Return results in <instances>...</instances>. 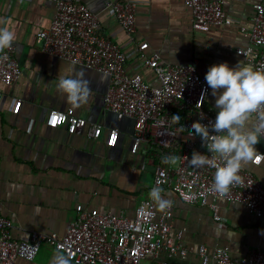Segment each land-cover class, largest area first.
<instances>
[{
	"label": "crops",
	"instance_id": "obj_1",
	"mask_svg": "<svg viewBox=\"0 0 264 264\" xmlns=\"http://www.w3.org/2000/svg\"><path fill=\"white\" fill-rule=\"evenodd\" d=\"M82 1L99 13L103 29L125 49L128 71L141 73L153 84L159 80L138 52L143 41L149 42L148 54L158 52L167 62L196 63L204 76L215 64H251L237 49L248 46L247 29L254 24L255 5L264 3L223 0L234 22L202 31L194 28L193 9L185 0H134L138 3L137 30L131 35L105 9L110 0ZM55 12L50 0H0V18L7 19V26L15 32V55L24 69L13 85L0 80V212L13 221L11 234L16 239H30L34 230L63 237L79 204L134 216L155 180V165L144 147L132 150L135 118L119 117L106 108L109 75L45 50L38 33L52 24ZM80 69L86 71L91 94L86 104L75 108L89 122L103 125L104 132L97 138L88 136L87 127L70 133L65 125L47 124L51 109L73 106L58 91L59 78L74 76ZM215 99L211 90L207 104L217 109ZM113 128L119 136L115 145H109L108 134ZM260 140L256 146L259 152L264 151V138ZM245 167L264 182V160ZM161 194L171 201L173 233L184 229V242L196 249L186 258L162 253L159 259L202 264L197 251L200 244L207 245L211 254L216 246H228L237 257L264 245V217L241 202L218 199L222 216L218 220L209 205L186 202L170 188ZM56 252L44 245L35 258L19 257L15 264H51Z\"/></svg>",
	"mask_w": 264,
	"mask_h": 264
},
{
	"label": "built area",
	"instance_id": "obj_2",
	"mask_svg": "<svg viewBox=\"0 0 264 264\" xmlns=\"http://www.w3.org/2000/svg\"><path fill=\"white\" fill-rule=\"evenodd\" d=\"M50 1L56 6L52 24L38 33L45 50L109 75L110 83L104 97L106 108L119 117L135 118L132 150L144 147L155 165L151 190L154 187L170 188L186 202L209 205L218 220H222L220 198L241 202L250 212L264 217V182L252 171L244 166L240 172L242 182L220 197L212 191L215 168H195L184 158L187 156L190 160L194 151L212 155L203 146L201 137L191 131V126L199 121L211 127L218 112L207 104L211 88L197 64L164 61L158 52L148 54L149 42L143 41L139 43L138 52L144 65L152 68L159 80V84H153L141 73L128 71V55L103 29L99 13L82 0ZM185 2L193 9V26L197 30L208 31L214 25L234 22L223 0ZM255 6L254 24L250 29L245 28L249 33V44L237 50L255 68H260L264 66V3L258 2ZM105 9L134 35L138 16L136 1L110 0ZM15 50L14 41L11 48L0 53V80L7 85L15 84L24 72ZM205 90L207 94L201 101ZM1 98L0 91V103ZM173 115L180 116L178 123L173 122ZM47 124L51 127L65 125L70 133L87 127L90 138L100 137L104 132L101 123L89 122L87 116L73 106L65 110L51 109ZM118 136V129H111L108 144L115 145ZM164 156L178 159L175 164H165L162 162ZM263 160L264 151H260L254 163L260 164ZM151 190L141 198L134 216L79 204L76 218L63 237L56 232L34 230L30 239H16L11 234L13 221L0 212V264H15L19 257L33 259L44 245L70 256L71 264H142L144 260H149L148 264H186L159 259L162 253L186 258L196 248L184 242V229L173 233L169 220L172 205L160 212L150 197ZM197 251L202 264H264V245L238 257L232 255L228 246H216L211 254L207 245L200 244Z\"/></svg>",
	"mask_w": 264,
	"mask_h": 264
},
{
	"label": "clouds",
	"instance_id": "obj_3",
	"mask_svg": "<svg viewBox=\"0 0 264 264\" xmlns=\"http://www.w3.org/2000/svg\"><path fill=\"white\" fill-rule=\"evenodd\" d=\"M8 24L7 19L0 18V25H5L0 27V53L11 48L16 40ZM86 77V71L80 69L74 76L59 78L57 89L73 107H81L89 100L91 88ZM205 80L216 97L218 112L211 127L197 121L192 124L191 131L201 137L203 146L212 155L194 151L190 160L187 156L184 158L195 168H215L212 191L224 197L231 187L242 182L240 172L244 166L256 162L260 155L256 146L264 137V66L255 68L244 61L234 67L227 62L219 63L209 68ZM206 94L207 90L202 93L201 101ZM172 120L178 123L180 116L173 115ZM177 159L164 156L162 162L175 164ZM162 191L154 187L150 197L163 211L171 207V201L162 196ZM185 199L190 197L185 196ZM51 264H71V257L58 250Z\"/></svg>",
	"mask_w": 264,
	"mask_h": 264
}]
</instances>
